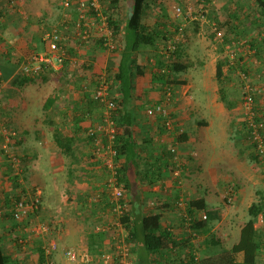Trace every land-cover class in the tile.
<instances>
[{"label":"crops","instance_id":"obj_1","mask_svg":"<svg viewBox=\"0 0 264 264\" xmlns=\"http://www.w3.org/2000/svg\"><path fill=\"white\" fill-rule=\"evenodd\" d=\"M21 1V3L24 4V1ZM180 1L181 5L185 8V4L188 3V0ZM50 2H52V0L49 2L48 0H45V3H47L46 5ZM195 2L204 6V10L207 14L209 6L216 9V15L213 12V20H211L212 18L209 19V21L214 23L215 21H220L222 18L230 19L234 22L237 18L235 14L237 12V8L235 6L237 5L234 4L233 0H215L214 3L212 0H196ZM250 2L253 8L252 1ZM11 3V7L15 6L16 9L18 3L13 0ZM161 3L162 5L168 7L171 0H162ZM207 4L208 6H205ZM225 6L227 7L225 8L227 13H224L223 15L220 12ZM242 6H244L243 3L240 4V7ZM200 8L201 7H199V9ZM229 8L232 10L228 11ZM244 9H246V7H244ZM30 10L32 12L31 14H33V7H31ZM14 12H16V10L11 11L7 14L9 16H6L7 18L11 17V20L5 27L6 34L1 35L5 40L3 42L4 44L2 43L3 46L0 47V61L2 60L3 62L4 60L5 64V61L7 62L9 58L14 57L15 59H18L14 64L15 69H12V63L10 60H8L11 63L9 66L5 64V67L4 64H0L3 69L2 76L6 74V76H3L2 79L4 78L10 81L11 91H9V94L7 95L14 93L12 94L13 96H10L15 97L18 91L17 96L21 98L20 103L22 102L23 109L26 110L25 115L29 114L28 111L32 109V106H34L33 100L35 98L37 99V104H39L40 112L42 113H45L46 110L50 109L44 108L48 104L49 98H52L54 100V104H57L59 111L53 116V119H55H51V124L54 126L51 134V137L54 140L52 145L54 146L49 147V152L54 153V155H56V152H59V157L56 156L53 159L52 156L50 157L48 155V159L50 161V174H53L52 176L54 177V182H56L55 184L60 183V185H58L60 187H58L59 190L56 193L58 199L53 202L51 208L49 206L47 208L43 197H41L42 191L36 187V184L39 183H35L37 182V174L41 172L38 167L40 166L42 160L40 162L39 158V160L30 162L29 167L31 172H27V181L22 179V181H20V185L24 189L37 188L39 190L41 194L40 203H43V206L40 204V208L38 209L39 212H36L39 215L37 216V219L40 220L42 218H40L41 213L44 214L47 212L51 215L48 221L45 219L42 221V223L47 222L46 225L49 226V229L47 232L42 234H33L37 237H31L28 235V231L23 232L21 230L17 233L18 227L23 228L24 225L15 224L14 221L10 219L6 224V220L4 221L0 216V237L2 239V249L3 252L9 256L11 264H43L48 262L51 264H83L94 258L90 257L91 255L87 239L88 233H83L81 231V233H78L80 236H78V234L75 235L76 232L73 230L64 232L67 228L66 226L64 227V213L62 212L65 206L69 204L68 201L72 199L73 202V198H75L74 204L76 206L74 212L79 214L85 212L82 215L84 219L91 216L95 218V214L102 215L105 211L102 207L97 210V208H95L97 205L91 202L88 203L87 207V202H84V200L83 207L86 208L82 209L83 207L81 205L83 203L79 201L80 199H87L88 197H91L96 186V194L99 195V197H102V194L98 192V188L102 183L99 184L98 179L104 175L102 172L103 168L100 166L98 161H94L92 158H90V160L86 159V156L89 155V153L86 152L89 148V141L86 137H84L85 131H87V128L91 124L90 121L92 116L94 117L88 109L90 106L89 104H93L95 102L91 101V103H89L90 100H88L86 96H83V94H75V89L74 91L73 89L69 91L70 87L67 85L65 89L67 88L69 100L65 99V96L63 95L64 93L60 87H58L59 89L55 94L47 96L46 99L44 97L42 101L40 98V91L38 94H35L33 89L30 90L29 88L32 87V84L30 83V85L25 86L23 88L24 90L19 93V89L16 88V86H20L17 83L18 81L14 80L16 77L14 75L17 74L18 65L22 62L23 58L31 52H36L37 49L35 45L37 44V38L40 37L42 31L38 29V26H36L39 24V21L31 19L30 16L26 21H20L18 23L19 15ZM167 14H169V12ZM206 16L200 15L199 17H201V19H198L197 16L195 17V20L198 19L201 21ZM169 17H172V12ZM169 17H166V20ZM154 21L164 22L158 16L154 17ZM251 21H257L254 15L253 18L251 17ZM260 21H262L260 26L262 29L264 27V17H262ZM5 22L7 23V20ZM190 22L191 20H188L184 25L183 34H181L182 37H176L178 40L177 43H175L177 50L175 54L176 56H172L170 60L169 57L166 58L164 56L163 52L165 40L169 39V34L171 33L170 31H172L169 30V23L161 24L159 27L163 31H169L165 32V40L163 38L158 39L153 47L141 46L139 51L136 53V63L145 68V77L144 79H140V82L136 85V89L133 91V95L127 107V111L131 114V119H133L130 130L134 141L135 157L133 160L129 159L128 163L124 160V165L127 168L125 170L128 183L126 196L130 202L129 210H132L136 217H140L149 212L160 213L161 225L174 234V237L178 241V245L172 248L171 252L182 255L186 248L187 251L195 250L199 255L200 261H202L210 254L214 255L220 253L224 249H230L231 246L237 242L240 227L248 216L245 220H238V217H235L237 210L231 212L230 208H239V204H242L243 201H246L247 197H251L253 194H256V198L253 197V199L250 200V204L257 201V198L260 199L261 196L264 197V171L262 170L261 172L259 170L261 175H257V169H259L258 167L261 169L262 167L259 166L257 160L254 161L253 150L251 146L247 144L246 135L248 134L246 130H244V124L240 117L239 106L236 108L237 116L232 111L233 115L231 114L230 116L228 114L226 117L223 105L218 101L216 93L217 85L214 80V71L217 59L215 60L213 56L209 55L212 48L207 42L210 40L214 41L215 38H209L208 33L207 35L204 33L205 37L199 31L201 23L197 25L198 22L196 23V21H194L191 25H189ZM244 23L245 25L248 24V22ZM0 30H3L2 26L0 27ZM176 34H174V36ZM255 34L256 31L252 30L250 36H255ZM12 35L14 39L10 41V39L13 38ZM8 37H10V39H8ZM79 45H83V47L81 49L80 47H69L71 48L70 52L73 53V57L74 55H78L81 50L83 53L87 54L86 58L88 61L89 59H93L94 71L97 70L100 74H104V72L107 73V70L111 67V57H108L100 46H97L94 42L92 46L89 45V41L86 43H79ZM251 52L253 54L254 49H252V51H247V54L251 56V58L246 59V64L251 71V75H253L251 76L252 82L258 84L257 86L260 92L259 96H256L258 98L257 107L261 115H264V49L262 50V57L259 60H257L255 56L250 55ZM254 59L257 61L255 62ZM157 60H162L164 63L177 62L184 66V70L178 73L173 72L172 75L165 76V79L160 78L157 73V65L155 66ZM89 64L92 65L91 63ZM40 77L41 85H38V88H44L43 82L45 80V76L43 75ZM210 77L213 79L212 82L214 84L215 96L211 99H207L208 102L205 107L200 104V102H195L190 95H187V97L181 96L182 91L185 92L186 90L187 93L189 90H192L194 86L199 97L202 99L205 97L206 100L207 91L210 90V84L208 83V79ZM175 79L177 81H184V84L169 82V80ZM192 82L193 85L191 84ZM24 85L25 84H23V86ZM56 85L57 83L55 86ZM168 90L171 93V99L167 98L166 93ZM24 95L27 96L26 100H22ZM62 97L64 99H61ZM158 104H162L168 109L172 129L166 130L164 127V119H162V117L158 114H154L149 117L145 115L146 108ZM184 104L187 108L184 107ZM190 104L191 108L188 107ZM199 104L202 105L201 108ZM205 109H210V111H206ZM206 113L216 114L217 119L222 117V121L214 123V120L208 119L210 117ZM43 115L45 116V114ZM99 115L101 116L99 113L96 114L95 117H100ZM230 117L234 119L237 117V120L239 119L240 121L239 123H237V120L234 122L235 135L232 140L237 143L234 146V152L230 150L226 154L222 150V146L225 140L229 139L227 131L230 133L231 130L227 129L228 126L226 127L224 123L225 119H230ZM63 118L67 119V123L65 120V124L61 125V119ZM214 125L215 127L218 125V129H216ZM232 125L233 124L229 126L231 127ZM57 134L61 135L63 143H68L72 148V155L62 151L64 147L55 140ZM217 141H221V144L219 142L215 145L214 143ZM46 147L43 145V149L40 150L41 159L44 158V151H48ZM169 149H174L173 155H179L178 157L173 156L176 163L175 165L172 161H170L172 157L168 155V153H170ZM211 153H213V155ZM62 155H66L70 159V166H67L66 168L65 177L63 176L62 170L61 172L59 171V167H64ZM202 159L205 163V169H203L200 164V160ZM196 175H206L210 183H213L214 187L219 189L218 192H212L216 193L218 198L217 204L211 205L208 203L207 196L210 195L209 193L211 192L200 185L198 178H194ZM85 180H87L86 182L90 185V187H87V185L84 184ZM11 181H15L17 183V180L14 177ZM29 181L32 182V184L28 183ZM259 181L260 184H262V188L261 185H259L261 191H253L252 184L259 183ZM63 185L68 186L67 190L61 189ZM228 188H231L234 192L233 205L225 203L223 198V193ZM197 198L204 199L207 205L206 211H212L214 213V218L200 232L198 231V235L194 238V244H192L190 240L184 242L182 239V237H186V235H188L187 233L190 232L188 227L185 225L183 217L187 219L189 218L186 214L187 202ZM79 205L80 208L77 207ZM249 205H247L246 208H248ZM198 214H204L203 210L198 212ZM97 217L99 218L101 216ZM32 218H34V215ZM96 220H94V222ZM5 227L6 230L4 231L3 229ZM236 228L238 231V237L234 240L235 232L233 230ZM89 230L91 229L89 228ZM258 230L262 235L259 237L260 250L258 253L259 256L257 264H264V228H258ZM14 232H16V234H14ZM72 234L74 237L70 236ZM26 238H28L27 242L25 241ZM60 240H64V242L69 244L60 246ZM106 240L107 237L103 240L104 246L102 245V249L104 250H108ZM52 244L56 246L57 250L55 252L52 251L49 255L44 254L43 248ZM22 245H25V247L22 248ZM132 245V264H146L140 261L141 258L138 255L139 245ZM68 248L74 249L78 254V260L75 263L68 262L62 254L65 249ZM83 248L86 249V253ZM135 248L137 249L135 250ZM57 252H60L62 256ZM167 260L169 261V258H167ZM170 260L173 264H180L181 262V260L178 259V256L171 257Z\"/></svg>","mask_w":264,"mask_h":264},{"label":"trees","instance_id":"obj_2","mask_svg":"<svg viewBox=\"0 0 264 264\" xmlns=\"http://www.w3.org/2000/svg\"><path fill=\"white\" fill-rule=\"evenodd\" d=\"M99 3V7L89 6L86 11V17L82 20L74 19L75 12L69 11L70 9H63L62 11H66V13H70V17L68 19L62 13V17L60 22H57V28L59 31L63 33L64 29L72 28L76 23H79L80 26L87 20H93V23H98V16L102 15L108 21V26L113 31L114 35L117 34L121 35V38L117 40V44H119L118 48V56L114 61V69L112 75H109L111 72L110 69L107 70V77L106 81L109 84V91L115 93L117 96L113 97L115 101V109L112 110V119L114 122L116 134L114 137V144L113 150H115V162L121 163L120 167L117 169V178L121 184H123L124 188H128L127 183V176L125 170L127 169L125 164L128 163V160H133L135 157L134 153V141L132 137V133L130 127L132 125V117L131 114L127 111V107L129 101L133 95V91L136 89V85L140 82V79H144V71L145 68L141 67L136 63V53L139 51L141 46H155L158 39L163 38L166 39L165 32H169L168 30H162L159 28V25L153 20L152 22H148L147 16L149 11L153 10H163L162 7V0H132L130 4V9L128 13V17L124 22L123 27L120 25V18L117 9L118 0H112L107 5L103 2V0H97ZM252 1L253 8L251 7L249 11L244 10V6L240 7L237 6V12L235 13L237 18L234 22L230 19L222 18L220 21H215L213 24V29H210L208 33L209 38H216V32L219 31L222 34L221 37V48L218 50L220 55L216 60L215 64V71H214V80L217 85V92L219 94L220 100L224 103V107L231 115V109L235 105L233 102L229 101L226 96V88L233 84V79L230 76L229 72H233L234 70L238 69L241 70L248 82H252L251 79V71L249 67H247L246 59L251 58L247 54V51H252L254 49L253 55L259 60L262 57V50L264 49V34L263 28L261 29L260 26L262 21L260 19L264 17V0H250ZM124 2V1H123ZM190 7L189 4L186 5V8L181 7L182 15L179 18L172 19L176 22L181 20L182 18L196 21L195 17L200 16V13H194L196 11L200 12L201 10L191 8L190 15H188V8ZM232 9L229 8V11ZM5 13V10L0 11V16ZM202 16H205L204 11L201 13ZM255 21H251V17ZM73 17V18H72ZM199 19V18H198ZM197 19V20H198ZM187 20V21H188ZM213 20V18H212ZM248 20V21H246ZM173 21V22H174ZM244 22H248L245 25ZM180 23V22H178ZM197 23V21H196ZM199 25V22L197 23ZM48 24H45V28H42V33L38 39L43 44V49H46V43L42 41L43 35L45 33L51 32L52 28L47 27ZM46 29V30H45ZM44 30V31H43ZM169 30L171 33L169 34L170 37L174 36L176 32L183 31V25H179L177 28L173 26V24H169ZM252 30L256 31L255 36H250ZM169 37V38H170ZM171 37V38H172ZM94 43L100 44L101 40L93 38ZM91 41V37L88 39ZM167 39L166 41H168ZM231 47V50L224 49L225 45ZM66 49V55L70 52V45L64 46ZM37 51V50H36ZM177 52V51H176ZM224 52H226L225 55ZM223 53V54H221ZM228 53L232 54V60H229ZM176 53L172 52L170 55L173 57L176 56ZM169 55V56H170ZM257 60L254 59L256 62ZM67 61H64V63ZM68 63V62H67ZM65 63V64H67ZM169 63V65H168ZM64 64V65H65ZM157 65V66H156ZM155 66L158 68L157 73L159 74L160 78H164L165 76L172 75L174 73L182 72L184 70V66L177 63V62H163L162 60H157ZM6 67V65H5ZM12 69L15 67L12 65ZM84 69H89V67H84ZM5 71V70H4ZM229 71V72H228ZM44 72L40 73L39 76H42ZM82 74V73H81ZM3 76H6L4 74ZM1 78V75H0ZM84 78V77H83ZM238 78V77H237ZM165 79V78H164ZM167 79V78H166ZM18 81V85L21 86L30 80L31 77L26 76L25 74L19 72L14 79ZM99 80L97 77L96 83ZM169 82L176 83V84H184V81H177L169 80ZM253 83V82H252ZM242 85V81L240 83V87ZM256 86V85H255ZM112 93V94H113ZM166 93V92H165ZM259 96V93L256 95ZM255 98L256 109L257 112L261 115L258 111L257 107V97ZM90 100L94 101L92 98ZM54 104V100L52 98L48 99V104L44 107L45 109L50 108ZM101 117V116H100ZM264 119V115H261ZM244 124V123H243ZM167 130V129H166ZM245 130V129H244ZM95 136H88L89 144L95 140ZM94 138V140H93ZM247 141H249V135H246ZM55 140L64 147L62 151L64 153L72 155V148L69 146L68 143H63V139L61 140V135L57 134ZM105 141L101 139V144L105 145ZM168 155L172 157L170 161L175 165V161L173 159V153L169 149ZM254 153V152H253ZM123 159V160H122ZM258 163L261 162L258 157L254 154V161ZM9 166V165H8ZM262 167V165H261ZM263 170V169H262ZM15 178V177H14ZM17 178V176H16ZM20 183H18L19 185ZM37 188L31 189H21L20 192L16 193L13 197H8L5 199L6 204L8 202L18 201V200H33ZM261 191V190H259ZM98 192L102 194V209H106L110 207V203L107 200V192L104 190L103 186L98 189ZM41 194L39 195V198ZM29 197H31L29 199ZM100 203L96 204L97 206ZM128 204H130L128 200ZM11 208V206L9 205ZM206 203L203 198L193 199L187 202V211L186 214L189 218H185L184 222L186 227L190 230V232H186L188 235L186 237H182L184 242L190 240L192 244H194V238L198 235V231L200 232L204 227H206L210 221L214 218V213L211 211H206ZM203 210L205 214V218H202L201 214H198ZM109 213H105L102 215L104 219ZM259 214L264 215V197L261 196L255 202H252L247 208V216L248 218L244 221V223L240 227L239 237L236 243H234L230 249H224L218 254H210L208 257L202 261H199V264H257L259 250H260V241L259 237L261 232L254 227L255 220ZM94 215V216H95ZM8 216V215H7ZM12 218V212L10 211L9 217ZM122 225L127 229L128 236L127 240L135 245H139L138 247V255L141 258L140 261L146 264H173L170 260L171 257L178 256L179 254H174L171 252L172 248L178 245V241L174 237L168 229L164 228L161 225V214L160 213H153L149 212L144 214L140 217H136L134 212L129 210L122 218H121ZM15 224H18L14 222ZM92 231V230H91ZM93 232V231H92ZM185 233V234H186ZM107 237L104 233H97L93 232L88 234V246L90 251H94L96 249H102L104 246V238ZM1 237H0V264H11L10 258L3 252L2 244H1ZM137 243V244H135ZM103 245V246H102ZM137 247V246H136ZM191 247V246H188ZM137 248H135L136 250ZM194 249V248H192ZM191 249V250H192ZM103 250V249H102ZM141 250V251H140ZM185 254L188 255L187 248L185 249ZM192 252V251H189ZM169 258V261L167 260Z\"/></svg>","mask_w":264,"mask_h":264},{"label":"rangeland","instance_id":"obj_3","mask_svg":"<svg viewBox=\"0 0 264 264\" xmlns=\"http://www.w3.org/2000/svg\"><path fill=\"white\" fill-rule=\"evenodd\" d=\"M11 1L12 0H0V11L5 10V13L0 16V20H1L0 21V27L1 26L3 27V30L2 31L0 30V47L3 46V44H4L3 42L5 40L4 37L1 35L6 34L5 33L6 28L5 27L10 23V20H11V17L7 18L6 16H9L7 14L10 13L11 11L16 10V12H14V13H18V15H19L18 16V23L20 21H26L29 16L31 17V19H35V20L39 21V24H37L36 26H38V29H40V30L42 28H45V24H48L50 26V28H52V30H54V28L57 27V22L58 21L60 22V19L62 17V13H64V11H62V8H61L62 0H52V2L48 3V5H46L47 3H45V0H23L24 4L21 3L22 2L21 0H13L16 3H18L16 9H15V6L11 7V5H12ZM49 1H51V0H48V2ZM110 1H112V0H103V2L106 5ZM131 1L132 0H118V3L116 5L117 9H118L121 27H123L124 22L126 21V18L128 17ZM195 1L196 0H188L187 4H189L190 7H193L195 10L199 9V7H201L199 9V10H201L200 12L196 11L194 13H200V15H202L201 13L204 11L205 16L207 15L201 21L196 20L197 22L201 23L199 31L205 36L204 33H206V35H207V33H209L210 29H213V27H214L212 24L214 22L209 21V19L213 18L214 14L216 15V9L209 6V10H208V14H207V12H205V10H204V6L196 3ZM212 1H213V3L215 2V0H212ZM180 2H181L180 0H171V3L168 7L162 5L161 8L163 10H161V11H159V10L149 11L148 16H147L148 22L149 21L152 22L154 20V17L158 16L162 21H164V22H156L159 25V27L161 26V24H164V23L168 24L169 23V24H173V26L176 28L179 25H183V29H184V25L187 23L188 19L185 20V18H182L181 20H178V22H180V23H178V22L174 21L172 19V17H169L171 12L172 13L174 12V7L179 5L178 3H180ZM233 2L237 6H240V4L243 3L244 7H246V9H247L246 11H249V9L252 7L250 0H233ZM57 4H58V6H57ZM187 4H185V5H187ZM205 6H208V4ZM237 6H235V7L237 8ZM31 7H33V10H34L33 14H31L32 13L30 10ZM225 8H227V7L225 6L220 12L223 15H224V13H227V10H225ZM168 12H169V14H167ZM213 12H214V14H213ZM172 16H173V14H172ZM166 17H169V18L166 20ZM197 18L201 19V17H199V16ZM6 20H7V23L5 22ZM192 22L193 21H191L189 23V25H191ZM49 26H47V27H49ZM179 33L177 31V34L175 36H173L172 38H169V42L177 43L178 40L176 39V37L180 36V38H181L182 37L181 34H183V31H182V33L181 32H179ZM68 35H70V34H68ZM12 37H13V35H12ZM120 38H121L120 34H117L114 37V39L116 41ZM8 39H10V37H8ZM13 39H14V37L12 39H10V41H12ZM81 39L82 38H79L75 32V33H72L71 37L66 40L65 44H66V46L70 45L71 48L72 47H80V49H81L83 47V45H79V43L84 42ZM211 41L212 40L207 41L210 44V47L212 48V51H210L209 55L213 56L216 60V59H218V57L220 55L218 50L222 47L220 45L221 41L216 39V38L214 39V41H212V43H211ZM93 42H95V41L91 37V41H89V45L92 46ZM96 45L99 46L98 44H96ZM35 47L37 49L36 52H41L43 49L42 42L37 41V44L35 45ZM224 49L231 50V47H229L226 44L224 46ZM103 51L105 52L106 55H108V57H111L110 58L111 59L110 60L111 72L109 73V75H112V73L114 72L113 71L114 64H115L114 61L116 60V57L118 56L119 50H117V51L115 50L113 52L106 51V50H103ZM68 53L69 54L66 55L67 58L65 59L68 63L65 62L67 64L64 63L65 65L63 64V67H61L60 69L59 68H56V69L49 68V69L44 70L43 75L45 76V80H44V82L42 81L44 84V88H38L39 87L38 85H41V81H40L41 77L39 75L38 76L36 75L34 77H31L32 80L25 83L24 86L22 85L23 87L22 86H20V87L16 86V88L19 89V93L24 90L23 88L25 86L32 84V87H29L30 90L33 89V92L35 94H38L40 91V98L42 101L44 99V97L46 99L47 96L55 94L57 92V90L59 89L58 87H60L64 93L63 95L65 96V99L69 100L68 95H67V92H68L67 88L65 89V87L67 85L70 87L69 91L72 89L74 91V89H75V92H74L75 94L76 93L79 95L83 94V96H86V98L88 100H90L91 97L89 96V94L96 87L97 77H101L103 75L105 80H106L107 73L104 72V74H100L99 71H97V70L94 71L93 70V65H94L93 59L92 60L89 59V61H88V59L86 58L87 54L83 53L81 50L78 53V55H74V57H73V53H71V52H68ZM221 54H223V53H221ZM225 54H226V52H224L223 55H225ZM228 55H229V60H232L231 59L232 57H230V53H228ZM88 57H89V55H88ZM72 58L75 59V63H74V61H71ZM17 59L18 58L15 59L14 57H12V58H9L8 60H10V62L14 66ZM85 59L87 62L85 61ZM8 60H7V62L5 61V64L9 66L11 63ZM89 63H91L92 65H90ZM0 64L1 65L4 64V60H3V62L1 60ZM84 67H89V69L88 70L84 69ZM0 68H1L0 69L1 70V73H0V75H1V78H0V216L2 217V219L4 221L6 220V224H7L9 219L12 220L11 216L9 218V214H10L9 205L11 202H8L6 204L5 199L8 197L15 196V194L20 192L21 189H24L23 187H21L20 181H22V179H24V181L25 180L27 181V176H28L27 172L28 173L31 172V169L29 167L31 161L39 160V158H40V162L42 160L40 166L38 167L41 172H39V174H37V177H36L37 182H35V183H39V184H36V187H38L42 191L41 197H43L46 207L48 208V206H49L51 208L53 205V202L56 201V199H58V196L56 193L59 190L58 187H60V186H58V185H60V183L55 184L56 182H54V180H53V178H54L52 176L53 174H50V161L48 159V155L50 157L52 156V158L54 159V157L58 156V153H59V152H56V155H54V153L49 152L50 151L49 147L54 146V145H52L54 143V140L51 137L52 130L54 129V126H53V124H51V119H53V116L56 115V113L59 110L57 108L58 107L57 104H53L49 110H46L45 113L40 112L39 104H37V99L35 98L33 100L34 106H32V109H30L28 111V113L30 115L29 114H27L28 116L25 115L26 110L23 109L22 102L20 103L21 98H19L17 96L18 91L15 90V91H17V95L15 97H12L13 96L12 94H14V93L10 94L12 96L7 95V94H9V91H11L10 83H9L10 81L7 79H4V78L2 79V77H3L2 76V70L3 69L1 66H0ZM18 69H19V65H18ZM18 69H17V74H15L14 76L19 75ZM236 71H238V69L234 70L233 72L228 71L230 73V76L233 79V84L226 88V96H227V99L229 101H231L235 104L230 113H232V111H233V113H235V115L237 116L236 108H238V106H239L240 93H241L240 83H241L242 79L238 74L234 73ZM250 80H252V79H250ZM212 81H213V79H212V77H210L208 79V83L210 84V90L207 91L206 100H205V97L203 99L199 97L197 90L194 88V86H193L192 90H189L187 93H186V90H185V92L182 91L181 96L187 97V95H190L193 98V100H195V102L196 101L200 102V104H202L205 107V105H207V102H208L207 99H211V98H213V96H215L214 84ZM56 83H57V85L55 86ZM191 84L193 85V82ZM254 84L256 86L258 85L256 83H254ZM41 89H42V91H41ZM110 93H113V92H110ZM216 93L218 96V101L220 104L223 105L224 112L226 113V117H227L229 113H227V111L224 107V103L220 100L219 94L217 91H216ZM20 95H23V94H20ZM44 95H46V96H44ZM26 97L27 96L24 95L22 97V100H24V99L26 100ZM14 99H16V100H14ZM61 99H64V98L62 97ZM91 101L92 100H90L89 103H91ZM200 104H199V106L201 108L202 105H200ZM89 105L90 106L88 109L92 113V115H94V117L92 116V119L90 121L91 124L89 126V127H92L95 124V122L101 118V117L96 118L95 117L96 114L100 113L102 115L104 107L97 102H95L93 104H89ZM171 105H173V104H171ZM184 107L187 108L185 106V104H184ZM188 107L191 108V104L188 105ZM205 110L210 111V109H205ZM233 113H232V115H233ZM43 114H45V116ZM206 114L210 117L208 119L214 120V123L222 121V117L217 119L216 114H213V113H210V114L206 113ZM65 120L67 123V119L63 118V119H61L60 124L64 125ZM236 120H237V117L235 119L231 118V117H230V119L229 118L225 119L224 125L226 127L228 126L227 129L231 130L230 133L227 131L229 139L225 140V142L223 143V146H222V150L226 154L230 150H232V152H234V149H235L234 146H235V144H237L234 140H232V139H234V135H235L234 134V132H235L234 131V128H235L234 122H236ZM230 121H231V124H233L231 127L229 126V125H231ZM237 121H238L237 123H239L240 120L238 119ZM216 126L217 127H215V125H214V127L216 129H218V125H216ZM88 128H87V130H88ZM23 130H26V131H23ZM217 131H216V133H217ZM84 137H86L88 139L87 131H85ZM95 142L96 141H93V144L92 143L89 144V148L86 151L89 153V155L86 156V159L90 160V158H92V160L98 161V163H100V166H102V168H103L102 172L104 175L101 176L100 179H98L99 184L102 183L99 186V188H100L101 186L104 185V182L106 179H108V176H110L111 173H113V170H111V169L113 166H115V161L113 162V164H111V168H107L109 166L107 164V162L109 160H111V162H112L113 158H110V155H108V152H105V149H103V151H101V149H102L101 140L99 141L100 143L98 145L95 144ZM219 142L221 144V141H217L214 144L216 145ZM209 144H211V143H209ZM247 144L250 145V141H247ZM43 145L45 147L47 146L46 148L48 151H44V154H45L44 158L41 159V156H40L41 151L40 150L43 149ZM52 149H55V148H52ZM211 154L213 155V153H211ZM174 156L178 157L179 155H174ZM13 157L15 158V161L12 160ZM62 159L64 160V162H63L64 167H62V168L59 167V169H60L59 171L61 172V170H62L63 176L65 177L66 168H67V166H70V164H69L70 159L66 155H62ZM177 160H179V159H177ZM215 160H218V159H215ZM10 162H12V164ZM200 164L202 165L203 169H205V163H204L203 159L200 160ZM221 164H223V163H221ZM259 166H261L260 163H259ZM258 168L259 169H257V171H258L257 175H261L259 173V170L262 172V169L260 167H258ZM16 176H17V178H16ZM13 177H15V179L17 180V183L15 181H11V179ZM194 178H198L200 185L205 187L209 192H211V193H209L210 195L207 196L208 203L211 205L217 204L218 198L216 196V193H212V192H218L219 189H216L214 187V184L210 183V181L208 180L206 175H203V176H197L196 175V176H194ZM87 180L84 181V184H86L87 187H90V185L87 184V182H86ZM18 183H20V184L18 185ZM28 183L32 184V182H30V181ZM259 185H261V188H262V184H260V181H259V183L252 184L253 191L254 190H261ZM67 188H68L67 185H63L61 187V189H63V190H67ZM96 189H97V186H96V188H94L93 195H91V197H88L87 199H80L79 200L81 203H83L81 205L82 207L84 205V202H87V207H88L89 202H91L93 204L100 203L97 207H95V208H97V210H99L98 208H100L102 205V199H101V197H99V195L96 194L97 193ZM226 190L224 191L223 196H224ZM255 195L256 194H253V196L247 197L246 201H243L242 204H239V208H230L231 212H233L234 210H237L235 217L236 218L238 217V220L239 219L245 220V218H247L246 206L250 204V200H252L253 197H255ZM83 200H84V202H83ZM257 200H258V198H257ZM74 201H75V198H73V202H72V199L70 201H68L69 204L67 206H65V208L62 212V213H64V215H63V219L65 221L64 227L66 226V228H67V229H65L64 232L73 230L74 232H76L75 235L78 233H81V231L83 233L86 232L88 234L93 233L91 230H89V228L92 229L93 225L95 223L101 221L102 218L99 219L97 216L95 218L93 216H91V217H88L87 219H84L82 217V215L85 212H82L80 214L74 212V209L76 207L74 204ZM40 204H42V206H43V203H40ZM233 204L234 203L232 202V204H228V205H233ZM77 207L80 208V205ZM39 208H40V206H39ZM85 208L86 207H83L82 209H85ZM5 211H6V214H5ZM37 213L34 214V218H32V223H34V224L39 223V224L46 225L47 222L42 223V221H44L43 219L48 221V219L51 215H49L47 212H45L44 214L41 213L40 218L41 217L42 218L39 220V219H37V216H39ZM94 220H96V221L94 222ZM91 222H94V223H91ZM19 224L21 225L22 223H19ZM3 230L5 231L6 227ZM125 231H127V230H125ZM233 231L235 232V239L234 240H236V238L238 237L237 228ZM14 234H16V232H14ZM70 236L74 237L73 234ZM78 236H80V234H78ZM68 244L69 243L64 242V240L63 241L60 240V242H59L60 246L68 245ZM83 250L86 253V249L83 248ZM89 252L91 255L90 257H98L102 254V249H96L94 251L89 250ZM57 253H60V252H57ZM60 255L62 256L61 253H60ZM94 260L95 259H92V261H94ZM90 263H91V261L83 263V264H90Z\"/></svg>","mask_w":264,"mask_h":264},{"label":"built area","instance_id":"obj_4","mask_svg":"<svg viewBox=\"0 0 264 264\" xmlns=\"http://www.w3.org/2000/svg\"><path fill=\"white\" fill-rule=\"evenodd\" d=\"M61 6L63 9H70L69 11L75 12L74 19L82 20L86 17V11L89 6L99 7L97 0H62ZM188 15H190L191 8H188ZM70 13H63L67 19L70 17ZM174 18H179L182 15V9L180 6L174 7V12L172 13ZM73 18V17H72ZM74 29V30H73ZM77 34L79 38H82L83 43H86L90 37L101 40L99 44L100 48L106 51L113 52L118 50L119 44L114 39L115 35L111 28L108 26V21L105 16H98V23H93V20H87L83 26H80L79 23H76L71 29L65 28L63 33L57 28L51 30L49 33L43 35L42 41L46 43V49L41 52H31L26 57L23 58L22 62L19 64V71L26 76L34 77L38 76L44 70L52 68H61L63 67L64 61L67 58L65 42L68 38L71 37L72 33ZM67 32V33H66ZM66 33V34H65ZM70 34V35H68ZM94 36V37H93ZM222 34L221 32H216V39L221 41ZM176 49L175 43L167 42L163 48L164 56L169 57V54L174 52ZM230 57L232 54L230 53ZM71 61L75 59L72 58ZM238 74L242 79L241 93H240V117L244 123V129L249 135L250 145L254 154L258 157L261 162L262 169L264 171V119L257 112L255 98L260 91L258 86H255L254 83L248 82L245 74L238 70L234 72ZM99 80L96 83V87L90 93V97L101 104L104 107L103 114L101 118L95 122L92 127H89L87 130V136H95V144H99L100 140L103 139L105 145H101L105 152H108L110 158H113L112 162L109 160L107 168H111V164L115 161L114 157L116 155L115 150H113L114 137L116 134L114 122L112 119V110L115 109V101L113 97L117 96L115 93L109 92V84L105 80L104 76L98 77ZM167 98H170V91H167ZM158 114L164 119V127L167 130L172 129V123L169 117L168 109L162 104H158L152 107L145 109L146 116H153ZM99 150V149H98ZM171 152H174V149H170ZM15 161V158L12 159ZM11 161V160H10ZM12 164V162H10ZM120 167V163L115 162V166L112 167L113 173L108 176V179L105 180L103 188L107 192V200L110 203V207L105 209L104 213H109L104 219L102 216L101 221L95 223L92 227L93 232L104 233L107 236L108 250H102V254L98 257H94V261L90 260V264H132V250L133 245L127 240L128 232L121 223V218L129 211L128 199L126 196V189L123 184H121L117 178V169ZM106 168V169H107ZM233 190L228 188L224 194V201L227 204H232L234 201ZM35 197L33 200H18L10 203V211L12 212L13 221L16 223H22L23 228L18 227L19 233L21 230L27 232L31 237H37L33 234H42L48 231L49 226L39 223H32V216L36 214L40 206V192L37 189ZM31 197H29L30 199ZM104 204H102L103 206ZM101 206V207H102ZM100 207V209H101ZM202 218H205V214H201ZM255 228H264V215L259 214L255 220ZM28 241V238L25 240ZM25 245H22L24 248ZM44 254L49 255L52 251H56V246L54 244L49 245L48 247L43 248ZM188 252L186 255L185 251L183 254L179 255L180 264H199L200 258L198 253L195 250ZM64 258L70 262L75 263L78 259L77 252L68 248L62 253ZM46 262V261H45ZM43 264H51L43 263Z\"/></svg>","mask_w":264,"mask_h":264},{"label":"clouds","instance_id":"obj_5","mask_svg":"<svg viewBox=\"0 0 264 264\" xmlns=\"http://www.w3.org/2000/svg\"><path fill=\"white\" fill-rule=\"evenodd\" d=\"M178 4H179L178 6L183 7V6H181V3H178ZM168 41H169V40H168ZM168 41H165V45L167 44ZM165 45H164V47H165ZM116 51H117V50H116ZM176 51H177V50L175 49L174 53H176ZM169 55H170V54H169ZM171 58H172V55L169 56V60H170ZM89 96H90V94H89ZM56 250H57V249H56ZM43 251H44V250H43ZM53 252H55V251H53Z\"/></svg>","mask_w":264,"mask_h":264}]
</instances>
